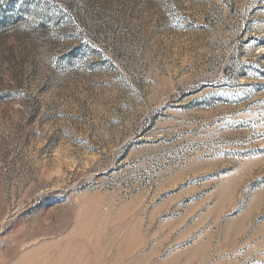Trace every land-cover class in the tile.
I'll list each match as a JSON object with an SVG mask.
<instances>
[{
	"label": "rangeland",
	"instance_id": "374dc122",
	"mask_svg": "<svg viewBox=\"0 0 264 264\" xmlns=\"http://www.w3.org/2000/svg\"><path fill=\"white\" fill-rule=\"evenodd\" d=\"M264 263V0H0V264Z\"/></svg>",
	"mask_w": 264,
	"mask_h": 264
},
{
	"label": "crops",
	"instance_id": "0c3cea01",
	"mask_svg": "<svg viewBox=\"0 0 264 264\" xmlns=\"http://www.w3.org/2000/svg\"><path fill=\"white\" fill-rule=\"evenodd\" d=\"M257 264H264V263H257Z\"/></svg>",
	"mask_w": 264,
	"mask_h": 264
}]
</instances>
